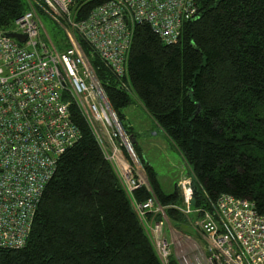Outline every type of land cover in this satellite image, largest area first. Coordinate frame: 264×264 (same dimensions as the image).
<instances>
[{
    "label": "trees",
    "instance_id": "16d2710c",
    "mask_svg": "<svg viewBox=\"0 0 264 264\" xmlns=\"http://www.w3.org/2000/svg\"><path fill=\"white\" fill-rule=\"evenodd\" d=\"M105 1L72 0L73 16L85 19ZM195 1L200 14L174 44L148 24L134 27L122 79L79 41L126 134L136 139L122 112L133 94L192 167L193 208L212 211L230 194L264 216V0ZM27 9L26 0H0V29ZM70 113L82 138L61 156L26 246L0 249V264H162L89 122L75 103ZM145 169L150 189L134 191L136 201L155 195L163 206L182 205L180 189L165 193L153 167ZM174 215L186 220L166 209L178 222Z\"/></svg>",
    "mask_w": 264,
    "mask_h": 264
},
{
    "label": "built area",
    "instance_id": "2783aa9c",
    "mask_svg": "<svg viewBox=\"0 0 264 264\" xmlns=\"http://www.w3.org/2000/svg\"><path fill=\"white\" fill-rule=\"evenodd\" d=\"M26 3L27 11L0 29V249L26 246L61 156L81 140L70 113L75 103L133 199L162 264H170L173 256L179 264H264V216L253 201L223 194L212 211L193 208L189 177L179 183L182 207L163 206L155 195L145 202L134 199V191L147 184L134 172L133 141L79 41L84 40L122 79L134 27L148 24L163 42L174 44L184 23L199 16L196 1L106 0L82 20L73 16L72 0ZM45 14L64 26V44L44 34L39 16ZM169 207L195 215L193 230L199 239L182 237L179 257L165 235ZM156 215L163 219L156 221Z\"/></svg>",
    "mask_w": 264,
    "mask_h": 264
},
{
    "label": "rangeland",
    "instance_id": "374dc122",
    "mask_svg": "<svg viewBox=\"0 0 264 264\" xmlns=\"http://www.w3.org/2000/svg\"><path fill=\"white\" fill-rule=\"evenodd\" d=\"M46 15L47 14L39 16L43 24L44 34L51 37L54 43L64 44L67 41V33L64 26L49 15ZM131 100V105L123 109L122 112L124 115V125L129 127V130L135 134L136 138V142L132 139V154L134 158L132 165H137L148 187L150 186V182L147 178L145 167L152 166L157 173V178L162 190L167 194L174 193L176 190L178 192L179 183L184 177L192 179V167L184 162L181 153L174 146L173 142L133 94H131ZM123 154L128 157L127 151L124 150ZM181 204L182 205L178 204V206L180 205L179 207H182L183 203ZM178 215H174V218H176L180 224H183L182 228L185 229L188 227L185 226L187 225L185 223L187 217L185 220L184 218L178 217ZM190 230V232L187 231L189 236L194 238V240H198L199 237L196 235V232L193 231L191 227ZM181 236L184 237V234L182 233ZM179 242L180 240H178V243Z\"/></svg>",
    "mask_w": 264,
    "mask_h": 264
},
{
    "label": "crops",
    "instance_id": "0c3cea01",
    "mask_svg": "<svg viewBox=\"0 0 264 264\" xmlns=\"http://www.w3.org/2000/svg\"><path fill=\"white\" fill-rule=\"evenodd\" d=\"M134 167H135V169H134L135 170L134 171L135 174L137 176H143L141 171L138 169L137 165H135ZM186 217H187V220H186L185 223L187 225H185V226H188V227H186V228L184 227L185 229L182 228L183 224H180L177 221L176 222H172L167 217L164 218L165 223H166L165 235H166V238L173 244L174 254H175L176 257L177 256L179 257L181 255V252H182L181 245H180V242L182 241L181 234L183 233L184 236H186V235L189 236V233L187 231L190 230V227L193 230V221L195 220V215L191 214V215H187ZM178 238H180V239H178ZM178 240H180L179 243H178ZM192 240L194 241V238H192ZM184 244L189 247L188 243L185 242Z\"/></svg>",
    "mask_w": 264,
    "mask_h": 264
},
{
    "label": "water",
    "instance_id": "95a60500",
    "mask_svg": "<svg viewBox=\"0 0 264 264\" xmlns=\"http://www.w3.org/2000/svg\"><path fill=\"white\" fill-rule=\"evenodd\" d=\"M8 36L17 38V39H19L21 41H24L25 40V36L20 35V34L9 33ZM134 142H135V140H134Z\"/></svg>",
    "mask_w": 264,
    "mask_h": 264
}]
</instances>
